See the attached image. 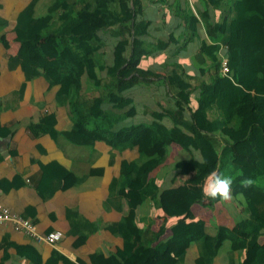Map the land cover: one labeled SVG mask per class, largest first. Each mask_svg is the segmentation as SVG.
<instances>
[{"label": "trees", "instance_id": "16d2710c", "mask_svg": "<svg viewBox=\"0 0 264 264\" xmlns=\"http://www.w3.org/2000/svg\"><path fill=\"white\" fill-rule=\"evenodd\" d=\"M38 1L32 0L17 17L14 31L19 49L12 61L21 65L27 79L41 74L50 85L59 84L57 98L61 104L69 98L74 101L84 77L99 86L101 79L93 60L96 43L100 32L116 25L132 30L133 38L116 43L111 66L100 65L113 79L114 93L120 94L149 77H161L139 67L146 52L137 36L144 34L148 26L146 21L136 22L143 0H119V10L114 7L115 0H50L44 1L45 12L35 10ZM208 1L220 10V16L216 23H206L213 45L202 44L192 57L200 68L196 105L191 106L193 87L182 77L183 70L167 72L163 81L178 89L185 111H165L171 128L158 121L132 125L126 142L117 145L136 149L138 158L124 160L120 176L109 184L106 204L123 201L126 206L121 218L106 227L123 239L122 246L110 253V264H160L172 248L177 257L173 264H183L192 245L197 250L194 264H213L217 256L226 264H264V0ZM195 23L193 18L192 30ZM5 25L0 18V29ZM167 44L160 42L158 48H166ZM31 45L44 49L46 55L32 58ZM50 48L54 57L47 56ZM222 57L227 58L226 75L221 73ZM100 104L101 97L88 101L87 116L79 121L87 130L112 138L116 132L110 129L118 117L104 116ZM162 117L156 114L157 120ZM171 144L181 150L165 166L166 171H175L172 185L161 189L150 173L167 160ZM191 149L200 152L201 161L195 160ZM68 172L64 169L59 176L63 178ZM213 172L232 178L231 200L211 199L203 189L188 187V181L199 175L209 180ZM245 178L253 179L252 187H241ZM59 185L55 183L51 192ZM148 200L167 215L177 217L166 239L162 238L164 227L154 231L140 229L135 223L137 207ZM194 204L239 208L235 209L232 227H209L204 220L194 218ZM238 252L244 254L241 260L236 258Z\"/></svg>", "mask_w": 264, "mask_h": 264}, {"label": "crops", "instance_id": "0c3cea01", "mask_svg": "<svg viewBox=\"0 0 264 264\" xmlns=\"http://www.w3.org/2000/svg\"><path fill=\"white\" fill-rule=\"evenodd\" d=\"M31 1L0 0V18L6 21L0 29V203L32 220L39 233L60 230L63 237L54 245H48L15 231L9 223H0V264H110V253L122 246L123 239L106 227L121 218L126 206L123 201L106 204L109 184L120 176L124 160L138 158L136 149L117 145L126 142L130 126L158 121L171 128L172 122L165 111L185 109L178 89L163 81L167 72L183 70L182 77L193 87L191 106L196 105L200 68L192 57L202 44L213 45L207 24L218 21L220 10L208 0H143L136 22L146 21L148 26L144 34L137 36L146 52L139 67L161 77H149L120 94L114 93V81L100 65L111 66L116 43L120 39L130 42L133 38L132 30L116 25L100 32L96 43L98 48L93 60L101 79L99 86L95 87L84 77L75 94L76 102L69 98L61 104L57 98L59 84L50 85L41 74L27 79L21 65L12 61L19 49L14 31L17 17ZM44 1L50 2L39 0L35 10ZM118 1L114 3L116 10H119ZM193 18L196 19L195 30L191 28ZM160 42H168L166 48H158ZM52 51L50 48L47 56L54 57ZM221 52L225 53V48ZM29 54L37 59L46 55V51L31 45ZM99 97L102 98L99 109L104 111V116L118 117L110 129L116 132L112 138L87 130L80 122L87 116V102ZM156 114L163 117L157 120ZM180 150V146L171 144L167 160L150 173L161 189L172 185L175 171H166L165 166ZM191 151L195 160H202L198 150ZM64 169L69 172L61 178L59 175ZM206 181L199 175L187 185L201 190ZM55 183L60 185L51 192ZM238 208L194 204L192 212L195 219L204 220L209 227H232ZM176 220V216L167 215L150 200L135 211L137 227L154 231L164 227L163 239L171 235V226ZM262 233L264 242V229ZM174 250L172 248L159 263L176 262ZM196 256V246L192 245L183 264H194ZM243 256L242 252L236 254L237 260ZM37 259L38 263L34 261ZM213 264H226V261L217 256Z\"/></svg>", "mask_w": 264, "mask_h": 264}, {"label": "built area", "instance_id": "2783aa9c", "mask_svg": "<svg viewBox=\"0 0 264 264\" xmlns=\"http://www.w3.org/2000/svg\"><path fill=\"white\" fill-rule=\"evenodd\" d=\"M221 73L222 75L228 73L226 57H222L221 60ZM0 223H9L15 231H20L35 241L44 242L48 245H54L63 237L60 230L49 231L45 234L39 233L36 224L32 220L18 215L2 203H0Z\"/></svg>", "mask_w": 264, "mask_h": 264}, {"label": "clouds", "instance_id": "9594fccd", "mask_svg": "<svg viewBox=\"0 0 264 264\" xmlns=\"http://www.w3.org/2000/svg\"><path fill=\"white\" fill-rule=\"evenodd\" d=\"M232 183L231 177L213 172L210 179L203 186L204 195L211 199L231 200ZM240 184L243 188H249L253 186L254 181L251 178H245L241 180Z\"/></svg>", "mask_w": 264, "mask_h": 264}, {"label": "rangeland", "instance_id": "374dc122", "mask_svg": "<svg viewBox=\"0 0 264 264\" xmlns=\"http://www.w3.org/2000/svg\"><path fill=\"white\" fill-rule=\"evenodd\" d=\"M47 3H49V2H47ZM47 3L39 5L38 9H39L40 11H42V12H45V10H46V6H47L46 4H47Z\"/></svg>", "mask_w": 264, "mask_h": 264}]
</instances>
